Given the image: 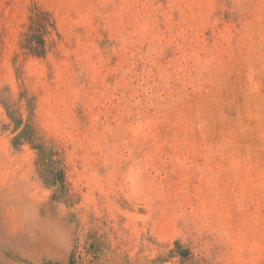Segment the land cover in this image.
Wrapping results in <instances>:
<instances>
[{
  "label": "rangeland",
  "instance_id": "rangeland-1",
  "mask_svg": "<svg viewBox=\"0 0 264 264\" xmlns=\"http://www.w3.org/2000/svg\"><path fill=\"white\" fill-rule=\"evenodd\" d=\"M0 264H264V0H0Z\"/></svg>",
  "mask_w": 264,
  "mask_h": 264
},
{
  "label": "trees",
  "instance_id": "trees-1",
  "mask_svg": "<svg viewBox=\"0 0 264 264\" xmlns=\"http://www.w3.org/2000/svg\"><path fill=\"white\" fill-rule=\"evenodd\" d=\"M32 22V21H31ZM42 42V41H41ZM40 44V46H42V43H39ZM31 45L28 43V45L27 46H24V48L25 49H27V50H32L31 48L32 47H30Z\"/></svg>",
  "mask_w": 264,
  "mask_h": 264
}]
</instances>
